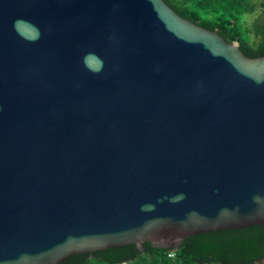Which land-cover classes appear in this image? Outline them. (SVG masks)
<instances>
[{"label":"water","instance_id":"95a60500","mask_svg":"<svg viewBox=\"0 0 264 264\" xmlns=\"http://www.w3.org/2000/svg\"><path fill=\"white\" fill-rule=\"evenodd\" d=\"M262 223L264 54L164 0H0V264Z\"/></svg>","mask_w":264,"mask_h":264},{"label":"trees","instance_id":"16d2710c","mask_svg":"<svg viewBox=\"0 0 264 264\" xmlns=\"http://www.w3.org/2000/svg\"><path fill=\"white\" fill-rule=\"evenodd\" d=\"M181 16L239 43L247 56L264 54V22L245 24L254 0H164ZM173 253V256L168 255ZM264 259V223L185 236L176 250L143 242L71 254L57 264H255Z\"/></svg>","mask_w":264,"mask_h":264},{"label":"rangeland","instance_id":"374dc122","mask_svg":"<svg viewBox=\"0 0 264 264\" xmlns=\"http://www.w3.org/2000/svg\"><path fill=\"white\" fill-rule=\"evenodd\" d=\"M255 11L250 14H245V24L263 23L264 22V0H254ZM255 264H264L262 260H258Z\"/></svg>","mask_w":264,"mask_h":264},{"label":"built area","instance_id":"2783aa9c","mask_svg":"<svg viewBox=\"0 0 264 264\" xmlns=\"http://www.w3.org/2000/svg\"><path fill=\"white\" fill-rule=\"evenodd\" d=\"M168 255L173 256V253H169Z\"/></svg>","mask_w":264,"mask_h":264}]
</instances>
